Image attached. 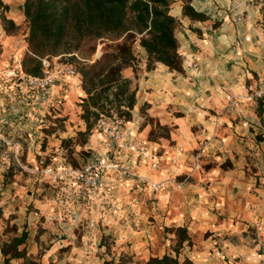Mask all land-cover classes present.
<instances>
[{"label": "crops", "instance_id": "0c3cea01", "mask_svg": "<svg viewBox=\"0 0 264 264\" xmlns=\"http://www.w3.org/2000/svg\"><path fill=\"white\" fill-rule=\"evenodd\" d=\"M1 1L8 6L6 17L20 25L24 0ZM190 1L196 11L205 14V20L182 16L181 1L171 10L181 22L183 72H169L163 65L147 71L144 61L138 65L141 76L136 77L132 67L121 71L133 80L137 105L146 102L149 115L169 128L167 135L151 140L147 126L139 128L137 120L126 121L124 136L127 140L143 138L150 151L185 150L188 156L180 164L176 182L170 179L158 193L149 192L141 177L164 180L174 175L154 170L126 152L135 176L117 181L115 174L105 173L100 186L88 196L67 177L41 198L27 189L24 199L27 183L23 175H17L10 189L0 191V264L1 247L10 243L11 233L4 231L7 223L25 225L17 228L28 235L16 247L24 252L9 264H105L110 260L118 264L123 257L127 261L122 264H134L163 254L188 258L192 264H264V158H258L259 152L252 157L254 152L246 148L254 133L264 132V95L257 98L251 93L249 97L251 91H264V61L252 62L247 52L220 40L222 34L232 38L235 33L234 17L228 12L231 0ZM216 21H222L221 26H214ZM21 33H7L0 22V69L10 64L14 54L21 58L28 51L26 34ZM137 48L145 55L142 47ZM262 49L259 57H264ZM254 71L258 76L254 77ZM80 78L79 74L68 76L43 90V104L54 101L65 84L67 88L79 85ZM13 80H0V145L7 153H2L3 163L8 159L24 172V165L29 164L24 150L30 148L31 130H35L30 123L36 120L24 101L29 88ZM77 88L76 95L83 96L80 85ZM77 123L84 130L80 118ZM61 139H57L56 150ZM89 141L96 152L85 163L103 147V138L94 129ZM197 149H201L199 168L192 169V154ZM233 152L240 156L235 158ZM227 159L232 166L223 168ZM248 162L261 172L238 171ZM51 165L60 170L69 163L57 154ZM30 201H35L33 209L25 205ZM178 228L185 230V238L180 239Z\"/></svg>", "mask_w": 264, "mask_h": 264}, {"label": "trees", "instance_id": "16d2710c", "mask_svg": "<svg viewBox=\"0 0 264 264\" xmlns=\"http://www.w3.org/2000/svg\"><path fill=\"white\" fill-rule=\"evenodd\" d=\"M176 0H24L23 15L28 25V52L24 55L22 70L30 75H42L41 58L70 55L77 60L80 74L81 118L86 131L114 106L122 120H129L136 103V88L131 80L122 76V69L132 67L136 72L137 56L134 46L138 43L145 53V69L150 71L158 64L171 72L182 73V60L175 30L179 19L170 13ZM182 1V16L190 20H205V14L196 11L190 0ZM8 6L0 0V17L6 32L17 26L6 17ZM103 41L102 51L95 59L78 58L83 44ZM94 47L91 53H94ZM165 127V126H163ZM166 128V127H165ZM180 239L185 230L178 228ZM26 233L3 245V264L13 257H20L17 245L24 242ZM134 264H192L177 256L163 254L149 257Z\"/></svg>", "mask_w": 264, "mask_h": 264}, {"label": "rangeland", "instance_id": "374dc122", "mask_svg": "<svg viewBox=\"0 0 264 264\" xmlns=\"http://www.w3.org/2000/svg\"><path fill=\"white\" fill-rule=\"evenodd\" d=\"M179 1L181 0H176L171 5L170 7L171 14L173 13L171 11L173 5ZM231 1H232L231 10L228 12L232 14L234 17L232 24H233V28L235 29V33L234 35H232V38L222 34L219 36L220 40L226 44L230 42L231 46L237 48L239 51L241 50L242 52L245 53L247 52L246 56L252 62L256 61L257 59H259V62L264 61V57H259V51L263 50L262 48H264V0H231ZM176 9H177L176 7L173 9L175 13H177ZM238 15L240 16V20L236 19ZM0 22L2 23L1 17H0ZM221 24L222 21H216L214 23V26L219 27L221 26ZM20 30L22 31L21 33L22 35L26 34V36H24V39L27 44L28 25L27 22L25 21V17H24V21L20 25H18L15 29H12L10 32L7 33H13L15 31H20ZM175 36L178 41V49H179L181 46V42L184 39L183 36L181 35V22L179 23L178 27L175 30ZM102 42L103 41H99V40L87 42L83 44L81 52L76 53V55L78 56V58H84L90 60L95 59L100 55V52L102 51ZM137 46H139L138 43H136L134 46V50L137 56L136 72L134 71L136 77L139 75L141 76L142 73L138 65L143 61L145 62V55L141 54L140 51H138ZM93 47L95 48L94 53H91V49ZM27 50H28V44H27ZM27 52L28 51H24V54L20 58V65L24 55ZM55 57H56L55 59L56 61L71 63L75 67V69H78L77 60L73 59L70 55L65 54V55L49 56V59L54 60ZM12 58L10 64L0 69V80H2L5 77L6 78L8 77L6 75V72L10 68H12L13 65ZM181 60L183 62L182 55H181ZM159 65L160 64H158L156 67H158ZM21 71L24 72L22 70V66H21ZM256 76H258L257 71H254V77ZM11 77L14 78L13 81H16L15 78L18 79V81H21L17 76H11ZM62 79H59V81ZM59 81L56 80L54 84ZM8 82L10 81H7V83ZM73 85H74L73 88H67V84H65V86H63V88L60 89L59 96L54 101L48 102V104L47 103L43 104L45 103L44 100H46V98H43V94H42L43 90L38 88H32L26 85L29 89L24 101L29 103L30 111L32 112L31 114L32 116L34 114L33 118L34 120H36L35 124L30 123L32 126L35 125V130H31L34 132H31L30 135V148L24 150V159H26L25 157L28 154L29 164L28 166L24 165L26 170L24 172H21L20 170L21 167L19 169L18 165L9 164L8 159L5 163H3V160H6L5 156H3L2 154L5 151V146L0 145V191H3L6 188L10 189L11 184L13 182L15 183V178H17V175L20 178L21 175H23L27 183V186L24 187L23 189L24 199L27 197L25 194V191L27 189L33 191L34 196L36 195L35 197L37 198L39 197L41 198L43 195L46 196L47 192H52L51 191L53 189L52 185L55 184L57 181L61 180V179H55L52 175H50L45 171L49 167L52 168L53 172L62 170V169L57 170L53 168L51 165L57 154L63 156L64 161L69 163V165L67 166L80 167L85 163L87 157H89L90 155L94 154V152H96V147L95 146L90 147L91 145L89 141L91 134H93L95 121H93V118L90 119L92 121V125L90 130L87 132L85 122L81 118V114H82V108L80 105L81 95L79 94L76 95L75 93L79 90V88L77 87H79V85L81 87V82L77 86H75V83ZM130 87L134 88L133 80L131 81ZM260 90L261 89L258 90V93L256 92L257 94L255 93V91L249 92V97L251 96L250 95L251 93L253 94L251 97H257V98L261 95H264V91L261 92ZM83 96H85V93ZM12 104H13L12 106L15 107V100L12 102ZM106 108L108 109V111L104 112V115H110L112 112V113H116V115L119 117L118 115L119 113H117V110L114 106L111 107L107 106ZM147 109H148V104L146 102H142L140 105H137V97H136V103L133 109L131 110V117L129 120L124 119V123L126 121L137 120L139 128H141L142 126L143 127L147 126L148 131L146 134L147 137L151 140H156L157 137L167 135L169 128L165 125L159 124V122L154 117H151L149 115ZM79 118L84 123L85 126L84 130L78 129L79 124L77 123V120ZM163 126H165L166 128ZM61 136H62L60 142L61 147H58V150H56L57 139H60ZM251 140L252 143L248 141L249 143L246 145V148H248V151L254 152L252 157L256 156L255 153L259 152L258 158L263 159L264 132L257 131L256 133L253 134ZM5 145L7 146L6 141H5ZM233 156L236 158L240 156V153L233 152ZM229 165L232 166V162L230 159H227L222 164V167L227 168L229 167ZM238 168H239L238 171H240V169L243 168L246 174H251L253 172H258V171L261 172V169H258L256 165L250 164L249 162L247 165L242 164ZM48 178L51 181V183H49ZM27 179L29 180L28 182ZM18 182L20 183L21 180ZM255 183L258 184L259 180H256ZM33 203H35V201L34 202L32 201V203L30 201L29 204L27 203L25 205L28 207V209L30 207H31L30 209H33L31 206ZM32 211L38 212V210H32ZM2 215H3V210L0 209V217ZM9 217L10 218L14 217V214H9ZM49 219H51L50 216ZM22 225L23 224L21 223L6 224L4 231L11 233L7 237L10 238V243L11 240L16 237L14 234L20 236V234L23 233V231L20 232L18 230V228H21ZM27 236L28 235L26 234V237ZM175 250H176L175 253L177 255L178 249L175 248ZM18 252L20 253L21 256L22 253L24 252V248H21V250ZM126 261L127 258L123 257V260L120 259L118 261V264H122L124 262L126 263ZM109 262L112 263V260L105 262V264H110Z\"/></svg>", "mask_w": 264, "mask_h": 264}, {"label": "built area", "instance_id": "2783aa9c", "mask_svg": "<svg viewBox=\"0 0 264 264\" xmlns=\"http://www.w3.org/2000/svg\"><path fill=\"white\" fill-rule=\"evenodd\" d=\"M240 20V16L236 17ZM13 65L6 75L8 77L17 76L26 85L41 90L49 88L56 80L64 77H72L78 75L75 67L68 62L56 61L45 56L41 58L42 75L34 76L21 71L20 58L13 55ZM124 121L118 117L116 113L100 116L94 123V130L99 132L103 138V147L92 156L86 163L80 167L66 166L62 170L53 172L49 167L45 171L52 175L55 179H64L70 177L74 183L79 186V190L83 196H88L94 192L104 179L105 173L115 174L117 181L135 176L132 165L126 155L123 153L134 154L141 162H147L149 167L154 170H164L174 177L164 180H153L143 176L141 179L145 181L149 192L156 194L165 183L172 179L176 182L180 164L186 159L188 154L181 147H175L169 152L150 151L145 146V140L141 137L135 140H127L124 136ZM201 156L200 149L192 154L193 167L199 168V159Z\"/></svg>", "mask_w": 264, "mask_h": 264}]
</instances>
